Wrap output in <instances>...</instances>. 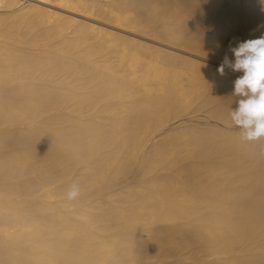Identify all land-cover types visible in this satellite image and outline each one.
<instances>
[{
    "label": "bare ground",
    "instance_id": "1",
    "mask_svg": "<svg viewBox=\"0 0 264 264\" xmlns=\"http://www.w3.org/2000/svg\"><path fill=\"white\" fill-rule=\"evenodd\" d=\"M262 35L264 0H0V264H264L217 71Z\"/></svg>",
    "mask_w": 264,
    "mask_h": 264
},
{
    "label": "clouds",
    "instance_id": "2",
    "mask_svg": "<svg viewBox=\"0 0 264 264\" xmlns=\"http://www.w3.org/2000/svg\"><path fill=\"white\" fill-rule=\"evenodd\" d=\"M230 50L234 62L225 56L217 71L224 75L228 68L243 73L234 81L233 95L239 100L237 108L230 112L231 121L243 141H264V35L240 42ZM79 192V185L73 183L67 198L75 199Z\"/></svg>",
    "mask_w": 264,
    "mask_h": 264
},
{
    "label": "rangeland",
    "instance_id": "3",
    "mask_svg": "<svg viewBox=\"0 0 264 264\" xmlns=\"http://www.w3.org/2000/svg\"><path fill=\"white\" fill-rule=\"evenodd\" d=\"M188 57H190V56H188ZM190 58H193L192 56L190 57ZM194 59V58H193ZM196 60H199V59H197V58H195Z\"/></svg>",
    "mask_w": 264,
    "mask_h": 264
}]
</instances>
